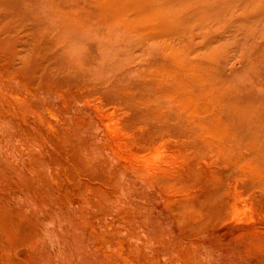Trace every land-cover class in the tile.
Returning <instances> with one entry per match:
<instances>
[{
  "label": "rangeland",
  "instance_id": "obj_1",
  "mask_svg": "<svg viewBox=\"0 0 264 264\" xmlns=\"http://www.w3.org/2000/svg\"><path fill=\"white\" fill-rule=\"evenodd\" d=\"M0 0V264H264V0Z\"/></svg>",
  "mask_w": 264,
  "mask_h": 264
},
{
  "label": "bare ground",
  "instance_id": "obj_2",
  "mask_svg": "<svg viewBox=\"0 0 264 264\" xmlns=\"http://www.w3.org/2000/svg\"><path fill=\"white\" fill-rule=\"evenodd\" d=\"M110 1H113L115 4H117L118 1H121L120 4H123V5H127L130 3V0H110ZM119 4L116 5V7H118Z\"/></svg>",
  "mask_w": 264,
  "mask_h": 264
}]
</instances>
